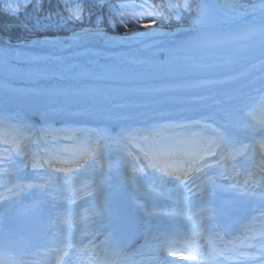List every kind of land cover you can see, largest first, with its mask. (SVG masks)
<instances>
[{"label": "bare ground", "instance_id": "obj_1", "mask_svg": "<svg viewBox=\"0 0 264 264\" xmlns=\"http://www.w3.org/2000/svg\"><path fill=\"white\" fill-rule=\"evenodd\" d=\"M251 20H253L252 23H250ZM262 20H264V18H262L260 11L257 9L240 11L239 13L233 15H222L221 13L213 12L206 16L198 27L188 31H176L166 34L160 33L159 31L155 32L153 30H143L142 32L147 31L149 34L127 38L123 35L114 40L105 38L102 36L101 32L97 30L82 29L71 34L70 42H72L73 45L70 47L72 49L56 47L59 53L68 52L75 56L80 53L79 50L75 51L77 42H84L85 44H88V46H92V43H97V47L101 50V52H97V54L110 59V62L104 63V58H102L98 63L96 61H91L94 56L90 53V65L81 67L78 70L80 72L76 71L73 66L70 67V69L76 73L74 79H76L77 82H82L83 84L95 82L102 86L107 93V96L105 97L106 103L109 102L110 98L125 99L124 97H127V94L129 95V98L135 100L138 97L142 98L141 102L144 106L136 108L135 111L130 112L129 114L125 111L122 112V110L115 111L116 109H113V111L108 109L104 111L105 116H103V118L101 117L103 122L99 125L103 127L106 134L109 135L108 144L103 151L106 158L110 157L111 160L107 163V165H115V155L122 150L121 146H123V139H121L117 144V138L113 133L119 132V129H122L124 124L128 123L127 121L130 117H132L133 121L137 119L140 121L143 119L144 110L148 113L146 114L147 118L157 115L156 117L148 119L150 123L145 120H141V122H144L145 125L149 124L150 127L147 128L148 131L162 130L163 132H161V134L164 135L161 136V138H168L169 140L183 138L185 135H183L182 132H179L180 134L177 135H172L174 132L173 129H180L181 126L179 128L165 129L164 127H166V125H162L156 121V118L160 116L157 113H167V109H175L180 113H185L182 124L198 122L197 117L210 120L211 129L207 130L211 134H217L218 137L221 138L219 144H221L224 140V146L227 143L225 129L228 127L239 129V134L242 135L245 140L249 139L250 141L251 139H254L255 136H259L260 134L257 131L249 135L253 127L250 126L249 119L246 118V114L248 112H254L255 115H257L259 113L257 109L260 107L258 105L259 101L262 97H264V43H262L261 33L258 36L260 43L253 45L251 47V49H253L252 51H245L244 49L243 51H238L243 53L234 55H231L230 51L234 48V45H236L233 43L236 37H223L229 39L230 42L221 47H206L209 50L207 53L209 56L205 57L206 61H203V57L198 60L197 58L199 54L193 56L196 61L190 64L201 65L199 68H185L182 64L168 67H158L152 65L147 66V64L141 63L138 60H130L122 56H118L116 58L118 60H115L112 54L108 53L115 50V47L125 43L136 44L150 38H158L157 40H154V42L152 41L150 45L146 44L145 47L148 52L159 51L156 49L157 47H161L160 50L162 53L166 54V52L162 50L164 49L162 47L168 44L170 40H178L177 38L179 35H188V37L192 36L191 39L197 37L211 39L221 37L218 34L219 32L233 33L237 31H246L253 27L256 28V31L260 32ZM49 46L53 47L51 44ZM24 48L25 47L18 48L17 54H14L11 49L6 48L4 45H0V67L3 68L8 62L15 63L18 67H21L26 63L32 64L34 63L33 61L45 62L47 55L52 53L54 50L52 48L48 50L39 48L38 50L27 51L24 50ZM119 49H121V47ZM200 49L204 50V48ZM80 50L81 52H84V50ZM29 52L32 53L29 54ZM88 53L89 52L87 51L83 54ZM184 54L186 55V52L182 53V55ZM45 64L46 62L40 64V66L37 65L28 72H21L20 70H5V76L12 78V80L5 78V84L8 86L11 82L19 84L23 81L27 83L28 80H25L27 77L30 79L37 77V80L42 82L43 76L46 78L51 75H46V73H48L46 70L54 68V66H49L50 64ZM54 64L56 65V63ZM44 65L49 67H45ZM5 71L2 73L4 74ZM11 73H14L13 77ZM200 76L202 77L200 78ZM147 78H149V80H146ZM184 78L191 79L194 84L192 86H190V84L187 85L183 82ZM142 84H144V86H142ZM67 85L74 86L72 82L67 83ZM50 86H53V84L38 85L39 91L36 92L34 89L31 90V96H29L28 90L20 88V91H17L12 104H9V101H7L3 104V106L13 107L16 113L20 115H23L25 112L35 114L36 108L41 106L39 101L49 104L50 99L54 102L51 97H54L53 95L56 94V91L51 92L52 89ZM53 87H55L56 90L61 91L62 95L66 94V98L69 97L66 91H62L64 88L61 86ZM50 92L53 93V95H51ZM159 92L165 94H188V97L184 99L183 96L176 97L173 102L180 105L175 106L166 105L163 99L148 101L144 98V96L152 93L153 95H159ZM22 96H24V99L27 97L26 100L28 98L31 99V101L25 102V100L22 99ZM45 98L48 100L45 101ZM83 98L86 102L85 97ZM69 100H72V97H70ZM208 103L212 104V106H205V104ZM198 108L202 110L199 111ZM125 114H128L127 118ZM217 114L219 119L214 118L217 117ZM166 115L167 114H163L161 116ZM21 127H25L29 131L24 132L23 135H17L11 131L13 137H22V141H24L26 145L31 144L30 146L33 147V142L39 134L36 127L31 123H25ZM148 131L146 134H148ZM249 143L250 142H247L250 147L254 148V143ZM224 149L225 148L221 149V153L218 155L217 160H221V156L225 154ZM229 152L232 151L229 150ZM225 166L226 167L217 166V169L222 172L220 173L222 175L224 173L229 176H247L245 179H249L253 184H257V181H259V178L253 179V177L249 175V172L237 175L234 170L231 169V166L226 164V162ZM24 175L25 174L21 176L25 178ZM105 181L108 180L106 179ZM120 186L121 185H118L112 178L110 183H104L103 186L98 188L97 191H99L97 193L99 196L103 197L106 189L111 188L112 190H118ZM127 188H131V186L129 185ZM132 191H134V188ZM153 198L162 199L160 196H153ZM135 213L138 214V226L142 229L146 228L147 225L150 224V218L143 213H139L137 209L133 214L136 215ZM196 220H200V215L196 216ZM193 255L194 254H191L189 257H192Z\"/></svg>", "mask_w": 264, "mask_h": 264}, {"label": "snow or ice", "instance_id": "obj_2", "mask_svg": "<svg viewBox=\"0 0 264 264\" xmlns=\"http://www.w3.org/2000/svg\"><path fill=\"white\" fill-rule=\"evenodd\" d=\"M103 2V0H101ZM226 5L230 8L244 9L246 6L243 4L232 3L231 0H226ZM185 7H189L187 3ZM202 8H206L207 5H202ZM253 9L260 11L262 18H264V0L256 5H251ZM6 8L12 12H17V0H7ZM69 11L68 19L72 20H82L83 19V6L80 0H72L71 5L67 6ZM117 14L123 15L127 13L129 15L128 23H125L123 27L125 29H131L124 33L125 38L127 37H139L149 34L147 31L142 32L140 29L151 30L154 26L162 29V25L158 24V19L167 20L169 19V13H172L177 18H179V5L169 2L168 4H154L150 3L149 0H120L118 7L114 8ZM101 21L98 19V25ZM254 31V30H253ZM260 33L262 37V43H264V20L260 25ZM159 34V33H158ZM230 41L227 38L217 37L211 39L194 38L191 40L184 41L180 48L177 50L179 52H184L185 50H191L201 47H221L228 44ZM174 58L182 63L185 68H199L201 65L196 64H186L183 61L190 59L187 55L176 54ZM222 82V81H220ZM260 110L264 112V97L259 101ZM3 122H0L2 124ZM17 135H23L24 132L29 131L26 128L13 129L12 130ZM257 129L253 127L251 129L252 133H255ZM259 131L262 137H264V118L259 121ZM124 137H117V143ZM146 143L144 146L138 149L141 155L136 157L135 163L137 165L143 164V167H137L135 170L138 172H144L146 169H151L155 173H162L163 176L169 177L175 187H186V181L192 179V173H204L205 168H211L212 165L209 164L203 155L197 156L194 153L179 154V150L176 145L171 142L168 138H161V133L155 130H149L148 134L144 137ZM8 132L6 130L3 142H7ZM261 148H264V139L259 141ZM244 149H248L249 145H243ZM254 150V149H253ZM5 154H7L8 149H5ZM19 151H23L20 149ZM224 155L221 156V160H214L213 164L217 166H222L221 161L227 162L229 159H235L236 156L241 155L239 150L234 152H229L228 148L225 147ZM207 155L215 157L216 152L212 151L209 147L206 151ZM264 160V156L261 157ZM7 162L12 163L11 157H7ZM23 164L24 161H21ZM50 163L49 160H34L33 168H37L40 165ZM19 167V165H17ZM259 167V165H258ZM246 170V169H245ZM55 172H65L70 173V169L57 168L54 169ZM238 175V174H237ZM255 173L252 174L253 178ZM260 175L264 177V168L260 169ZM223 179H229L227 175L222 177ZM67 182V181H66ZM257 184L261 188L259 193L261 205L264 206V181H257ZM229 188L238 191V195L241 198L244 197H255L257 195L256 189L250 187V180L245 179L243 183L237 179L235 184H230ZM214 229V242L205 241L201 243L200 241L205 240L203 234L197 231L195 227L190 229L191 235L185 237L182 243L193 247V250L199 251L200 253V264H226L229 259L238 260L239 264H264V227H261L258 231L249 234H244L243 237L239 235H234L235 229L233 225L229 222H225L220 225H213ZM251 230L246 228L245 232L248 233ZM83 234L89 237V244L81 247V240L79 236ZM95 232L82 231L77 228L75 234L70 233L69 238L64 241L63 246V256L68 257L64 260V264H73V258L69 254L68 249H73L75 251L76 260H79V254L82 252H92L95 251L97 245L95 243L96 239ZM225 237H229L226 241ZM234 241H239V243H234ZM225 245L223 248H219L216 244ZM231 244L232 247L229 248L226 245ZM7 242L0 244V253H2L7 248ZM208 248L207 255H205L204 249ZM63 259V257H58ZM193 260L196 256L192 257ZM91 264V259L89 261ZM104 264H114V262L105 261ZM172 264H175L173 261Z\"/></svg>", "mask_w": 264, "mask_h": 264}, {"label": "rangeland", "instance_id": "obj_3", "mask_svg": "<svg viewBox=\"0 0 264 264\" xmlns=\"http://www.w3.org/2000/svg\"><path fill=\"white\" fill-rule=\"evenodd\" d=\"M231 2L243 4L246 7L244 9L230 8L226 5V0H188V2H186L184 0L183 5L185 7V4L188 3V5L190 7L195 6L196 12H198V13L201 10L202 5H207L206 8H202L203 11H202V17L201 18H205L209 13H213V12H218V13H221L222 15H233V14L239 13L240 11H246L248 9L251 10V9H253L251 7V5H253V4L258 5L261 3V0H248V1L231 0ZM189 14L190 13L186 12V13H184V16H182L180 18H177L176 16H172L171 18H169L165 21L164 20L159 21V19H158V24L164 23V25L160 24V25H162V29L154 26L151 30L154 29L153 31H155V32L159 31V32H164V33L165 32H173V31H167L166 27H168L169 25L166 24L167 23L166 21H172L175 24L176 23H182V19L187 17V16H190ZM195 16H191V19L194 20ZM175 24H172L170 26H173ZM99 30H100L99 32H101L102 36H104L105 38H109L111 40L116 39L115 36L107 35L105 30L102 27ZM143 30L144 29H141V31H143ZM218 34L222 38L227 37V36H235L236 37V39L233 42L236 45H234V48H232L231 55H233L234 52L243 53V52H238V51H241V50L243 51L244 49H245V51H252L253 49H251V47L253 45H255L256 43L257 44L260 43V39H258L260 32L256 31L255 27L248 29L246 31H237V32H233V33L219 32ZM32 37H34L33 39H35L36 41L42 42V44H44L46 42L47 43H54L57 46V48L72 49L70 46L73 45L72 42H70L71 36L69 34L56 37V36H45V33H34L31 37L29 35L26 38H28V40H30V39H32ZM191 38H192L191 36L190 37H183L182 36L181 40H179V41L175 40V39L170 40L168 42V44H166L162 47V48H164L162 50H164L166 52V54L164 56H161V57H160V55H155L156 54L155 52H148V50L145 47L146 44L150 45L152 41L154 42V40H157L158 38L157 39L150 38L148 40L143 41L142 43L139 42L136 44L135 43H133V44L132 43H129V44L125 43V44H122L120 46L115 47V50L110 51L111 53H108V54H112V56L114 57L115 60H118V59H116L118 56H122V57L128 58L130 60H138L141 63L147 64V66L152 65V66H158V67L159 66L160 67H164V66L168 67V66H175V65L182 64L181 62H178L174 58V56L176 54L182 55V53L186 52V55L188 57H190V59L183 61V63L190 64V63L196 61L193 57L194 55L199 54V56L197 58L199 60L201 58L200 56L202 53L209 52V50L207 49L209 47H207V48L201 47V48H204V50H199L200 48H195V49L185 50L184 52L178 53L177 50L180 48L182 43L184 41L191 40ZM28 44H30V45H28L27 47H29L31 45L32 46L38 45L37 43L32 42V40L30 42H28ZM96 44L97 43H92V46H90V45L88 46V44H85L84 42H77V44H76L77 46L75 47L76 50L75 49L74 50L75 51L79 50L80 53H79V55H75V56L71 55V53H68V52L59 53L57 49H54L55 46H54V48L52 47V49H54V50L52 53L47 55V59L45 60V62L54 61V63H56V65L54 64V68L46 70V71H48V73H46V75L51 74L50 77H46V78L43 77V79L42 78L41 79L42 80H48L49 83H54V84L57 83L60 86L65 84L64 90H62V91H66V93L68 94L69 97H70L71 92H78V90L81 88V86H79V84L74 85V86H68L67 85V83L72 82V84H73V82L76 81L75 79H72V78H74L76 73L73 72V70H71L70 67L73 66V68L76 71H78L81 67H85L87 65H90V53H92L94 56L93 59H91V61H96L97 63L100 62L101 59L104 58L105 56L97 54V52H101V50L97 47ZM27 47H25L24 50L32 51L31 49H29ZM120 47H121V49H119ZM80 49L84 50V52L88 51L89 53L83 54L84 52H81ZM160 49H161V47H159V48L157 47L156 50H160ZM24 50H22V51H24ZM112 52H115V53H112ZM33 62L34 63H32V64L26 63L25 65H23L21 67L16 66L15 63L8 62L7 64H5V66L3 68L0 67V101L2 103V106H0V111L3 112L4 116L11 115V114H8L11 112H6V111H15L13 109V107H4L3 104L9 100L11 101V102H9V104H12L14 98L16 97V93H17V91H20V88H24L25 90H28L29 96H31V93H32L31 90H33L35 88H36V90L38 89L36 87V83H34V81H35L34 78L32 80L27 81V83L33 82V84H28L30 86L23 87V85L21 83L16 84V83H12V82L10 83V85L7 86L5 84L6 83L5 78L11 79V80H12V78L5 76L6 71L7 70H20L21 72H28L36 66V64H37L36 61H33ZM103 62L104 63L110 62V59L104 58ZM3 71H5L4 74L2 73ZM78 72H80V71H78ZM11 74L13 77L14 73H11ZM67 79L69 81H67ZM146 80H149V78H147ZM87 85L88 86H86V88H87L86 92H84V93L86 94L87 91L90 92V94L94 98V99L91 98V100H96V101L98 100L99 101V99H97L98 95H95V93H97V92L101 93V99L96 104L90 103V105L83 107L81 105V102H79V101L78 102L77 101H75V102L71 101V100H69V97H67L68 100H66L67 95L66 94L61 95V93H60L61 91L57 90L56 94H54V95H53V93L50 92V94L54 96V97H51L54 102H52L49 99V104L47 103V106H44L45 109H42V111L38 107L36 108L35 115L41 114V116L43 115L42 117L34 118V113L29 114L26 112L23 115L19 114L20 117L15 116V115H11V116L12 117L14 116V118H16L19 121L21 120L23 123H31V124L34 123L33 125L36 127V129L39 133L38 136L39 135L42 136L43 133L46 134L47 131L48 132H50V131L54 132V131H59V130H63L66 132V134L72 135V134H76L78 132V130H80L79 128L81 126H74L71 129L68 126L67 128L59 129V128H57L56 124H54L55 120H53V117L56 116V114H58V113L65 114L66 117H62L63 120H66V118H72L71 115H77L78 118L86 119V121H83V122H90V121H87V119L90 118V119L100 120L101 117L103 118V116H105L104 111L107 109L110 111H113V109H116L115 111L122 110V112L125 111V112L129 113L131 111H134L137 108V107H135V105L138 104V103H136L137 100L129 98L128 94H127V97H124L126 99V101H125V99L110 98L109 102L106 103L105 97L107 95H106L105 89L102 86L98 85L95 82H89ZM142 86H144V84H142ZM145 90H147V89H145ZM93 92H95V93H93ZM162 94H165V93H162ZM149 96L153 97V93L150 94ZM172 96L175 97L176 95L174 93H172V95L168 94L169 98H172ZM59 97H61V99H59ZM157 97H159V95ZM26 98L24 99L25 102L31 101V99L28 98L26 100ZM63 99H65V100H63ZM139 106H142V104H139ZM6 113H7V115H6ZM14 113H16V111L12 112V114H14ZM125 115H126V117H128V114H125ZM47 122H50V124H48ZM51 122H54V123H51ZM60 122L63 123V121H60ZM63 125L66 126L67 124H63ZM15 129H19V128H15ZM83 129L85 130L87 128L83 127ZM100 131H101L102 136L103 135L106 136L103 130H100ZM12 133H14V132H12ZM8 136L10 137V135H8ZM17 141H18V148L22 149L23 150L22 152L26 154L28 152V149L30 148V145L25 144V146H24L23 145L24 141H22V137H17L16 142ZM104 143H106V141ZM106 145H107V143L105 144L104 147L103 146L98 147V148L96 147V149L94 150V151L98 152L96 155H98L99 157L102 158V152L104 151ZM90 150H92V148H90ZM128 162H129V160H128ZM126 164L128 165V163H126ZM96 194L93 191L92 192L88 191V192L83 193V195H82L86 198L87 201L90 202L89 207L93 211L97 210L98 206H100V205H98L99 200L92 199V198H94V196H95V198L96 197L99 198ZM92 215L93 214H91V218H92ZM86 217H87V221L90 222V210H88V214Z\"/></svg>", "mask_w": 264, "mask_h": 264}, {"label": "trees", "instance_id": "obj_4", "mask_svg": "<svg viewBox=\"0 0 264 264\" xmlns=\"http://www.w3.org/2000/svg\"><path fill=\"white\" fill-rule=\"evenodd\" d=\"M168 1L170 0H165L164 3L168 4ZM6 3L7 0H0V29L9 37L20 38L34 33H65L82 24L97 25L98 19L104 16H119L114 8L118 7L120 0H103L94 4L80 0L84 9L82 20L68 19L67 6L71 5L72 0H17V12L8 10ZM169 16L171 18L173 15L170 13ZM166 22L168 25L174 24L172 21ZM99 24L105 22L101 21ZM108 30L119 31L120 24L112 21Z\"/></svg>", "mask_w": 264, "mask_h": 264}]
</instances>
